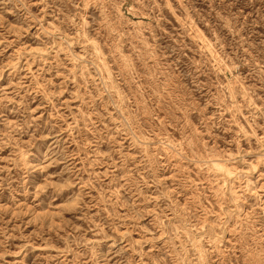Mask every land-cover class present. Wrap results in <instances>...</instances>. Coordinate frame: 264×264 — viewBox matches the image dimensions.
I'll list each match as a JSON object with an SVG mask.
<instances>
[{
    "label": "rangeland",
    "instance_id": "rangeland-1",
    "mask_svg": "<svg viewBox=\"0 0 264 264\" xmlns=\"http://www.w3.org/2000/svg\"><path fill=\"white\" fill-rule=\"evenodd\" d=\"M0 264H264V0H0Z\"/></svg>",
    "mask_w": 264,
    "mask_h": 264
}]
</instances>
